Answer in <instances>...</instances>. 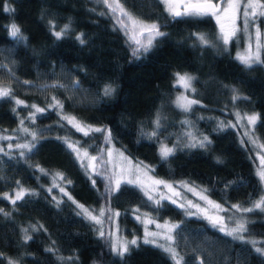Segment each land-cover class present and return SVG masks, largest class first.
I'll use <instances>...</instances> for the list:
<instances>
[{
    "label": "trees",
    "instance_id": "16d2710c",
    "mask_svg": "<svg viewBox=\"0 0 264 264\" xmlns=\"http://www.w3.org/2000/svg\"><path fill=\"white\" fill-rule=\"evenodd\" d=\"M120 2L166 35L156 36L147 51L133 53L103 0H0V87L12 93L0 98V264L8 258L18 264H62L66 258L69 264H177L163 248L142 240L117 255L73 202L96 206L104 200L119 211L127 236L142 229L133 209L176 221L173 245L183 264H264V255L247 238L186 215L166 199L157 203L135 183L121 182L116 190L108 178L88 173L63 140L77 137L98 150L107 131L85 135L59 112L110 130L114 146L146 162L155 175L200 185L223 204L251 206L262 190L227 111L236 105L256 112L255 132L264 142V64H242L233 45L217 36L213 16L173 17L162 0ZM13 24L25 39L11 35ZM65 25V35L57 39L54 33ZM258 25L264 32V17ZM81 34L84 43L77 39ZM201 34L208 44L199 40ZM176 72L194 77L198 103L190 111L173 101ZM107 86L114 89L111 95H104ZM36 108L44 111L32 113ZM8 134L29 135L31 151L9 147ZM192 134L199 138L190 143ZM162 145L172 154L162 156ZM58 173L68 194L51 185ZM14 188L27 190L15 204L7 198ZM245 235L264 238V220L249 221Z\"/></svg>",
    "mask_w": 264,
    "mask_h": 264
},
{
    "label": "rangeland",
    "instance_id": "374dc122",
    "mask_svg": "<svg viewBox=\"0 0 264 264\" xmlns=\"http://www.w3.org/2000/svg\"><path fill=\"white\" fill-rule=\"evenodd\" d=\"M164 3V0H162ZM186 0H176L177 10L179 7L183 6ZM220 3V1H216ZM263 2V1H262ZM109 3H112V0H109ZM167 9V4H165ZM221 8L226 6L225 3H220ZM168 11V10H167ZM259 11V10H258ZM169 12V11H168ZM109 15L113 18L116 24L125 32L127 42L130 45V48L133 53H137L148 45V40L156 37L154 33H150L144 27L140 25H136L133 27L131 23L127 20V17L121 16L119 11L112 12L108 8ZM215 18V17H214ZM260 16L256 17L254 24L251 22V17L249 18L250 23L247 28V31L237 32L235 37H230L229 42L226 44L230 46L233 45V50L235 56L238 58L241 55H244L248 49L249 45H251V51L253 53L257 50V35H256V27L258 25V19ZM121 19L125 24H128L127 28L121 27L117 20ZM143 21V20H141ZM145 25L155 24L154 22L143 21ZM216 33L217 36L224 42V33L220 30V25L217 23L216 19ZM237 23L243 29L242 20H238ZM261 36L259 37V44L261 45L259 54L261 60H264V32L259 27ZM163 32L162 30H160ZM139 41V44L136 42ZM225 44V43H224ZM177 73L183 75L187 72H176L174 74V85L176 86V90L173 94V101L177 105L176 101L178 97L185 96L190 100H194L193 91L191 89H186L184 86L178 82ZM193 77L192 74L187 73ZM193 87V84H192ZM194 88V87H193ZM59 109V106H55ZM37 109V108H36ZM34 109L32 113L37 110ZM227 112H231V118H229L228 123L237 131L240 142L250 153L252 160L255 166V172L260 179L259 171L264 168V163L261 161V157H264V148L260 147V145L264 144V142L258 137L255 132V124H249L246 116H250L256 114L254 111L242 110L238 108L236 105H231L230 110ZM60 118L64 119L66 122L70 123L76 130L78 128L75 126V122H69L65 117H73L67 115L63 112H59ZM239 114V116L237 115ZM257 115V114H256ZM32 118V115L29 116ZM76 122H79L81 126L85 128L88 133L93 132V129H96L97 126L88 125L82 123L80 120L75 118ZM257 121V120H256ZM88 126H91L90 128ZM83 133V131L78 130ZM12 134V133H11ZM11 134L5 135V140L9 145L16 148L17 150L22 149L17 147V145H29L30 140L29 135L24 137L22 135H14L13 138H9ZM189 132H187V135ZM199 137L195 134L189 136L188 141L190 143L196 142ZM63 140L66 144L71 148L75 157L80 162V164L88 171V173H94L100 176L102 179L108 178L111 182L112 186L115 187L116 182H128L134 181L136 185H138L146 194L151 197L155 202H160L163 199H166L174 204L180 206L186 215H192L197 217H205L213 226L217 227L221 230L223 228V232L229 233L232 229L236 228L239 223H246V227L249 221H253L255 219H263L264 220V207L255 208L254 205L261 201L264 198V181H261L262 190L255 198L253 204L251 206H239L238 204L226 205L221 203L220 201L212 198L202 186L191 183L185 179H175L170 180L160 176L155 175L150 169L149 165L140 160H136L131 158L126 153H124L121 149L114 146L112 141L108 138L106 134V143L101 146L98 150H92L88 145H82L81 139L73 136H63ZM255 141V142H253ZM166 146V145H162ZM161 146V147H162ZM160 147V150H161ZM168 147V146H167ZM170 148V147H168ZM95 157L93 160L92 158ZM156 181H163L164 183H156ZM63 181L58 176H53L51 180V185L53 184L56 187H59L60 193H67L68 191L62 185ZM171 185V188L168 187ZM21 188H14L12 192L8 193V199L12 200L15 198V193L18 192ZM63 189L64 191H61ZM107 191V190H106ZM4 194V193H3ZM7 194V192L5 193ZM4 197V196H3ZM78 211L83 214V210L78 207V205H83L84 208L88 209L93 215L98 216L100 219V223H96L91 220L96 227V230L103 231L105 235L109 238L111 246L113 244H121L124 242L131 241L135 239L136 241L145 239L155 241V245L163 247L164 250L172 247L177 253L173 240L166 239L167 236L172 235V230L177 223L169 218H157L146 211H141L139 209H133V214L137 221L141 224V233L140 234H132L131 236L125 235L123 232V228L120 225L117 214L118 210L112 209L108 206L107 201H102L99 205L96 206H88L82 204L80 202H75ZM216 205H220V208H217ZM233 205H238L239 208L233 207ZM244 209H252V211H244ZM104 211V215L100 216V211ZM222 218V219H221ZM34 227V226H31ZM154 233L155 235H150ZM233 237L247 238L253 246L256 248H264V238H253L246 237L245 232L243 233H234ZM166 251V250H165ZM115 252V251H114ZM173 259V255L166 251ZM116 253V252H115ZM59 259H62L61 256H58ZM179 256L177 257V259ZM9 261L14 262V264H18L14 259L8 258ZM62 264H69L70 259L66 258L65 261L62 259ZM174 261L177 260L174 259Z\"/></svg>",
    "mask_w": 264,
    "mask_h": 264
},
{
    "label": "snow or ice",
    "instance_id": "6c2138e0",
    "mask_svg": "<svg viewBox=\"0 0 264 264\" xmlns=\"http://www.w3.org/2000/svg\"><path fill=\"white\" fill-rule=\"evenodd\" d=\"M104 4L112 11L116 12L119 11L121 16L127 17V20L131 23L133 27L136 25H140L144 27L147 31L150 33H154L156 36H163L166 35L165 33L161 32L159 30V26L157 24H151V25H145L143 21H141L138 17H135L131 12H129L127 9L124 8L123 4L120 2V0H112V3H109V0H103ZM164 3L167 4V10L173 17H178L181 15L185 16H195V17H203V16H213L215 17L217 23L220 25V30L222 33H224V43L227 44L229 42L230 37H235L237 32L240 31H247V28L249 26L251 17V22L254 24L256 17H264V2L262 0H226V6L221 8L220 3H225V0H220V3H214L213 0H186L184 3V9L185 11L181 13L180 11H176V0H164ZM259 10V11H258ZM103 14V13H101ZM238 20H242L243 23V29L239 26L237 23ZM117 23L121 25V27L127 28L128 24H125L123 20L118 19ZM68 29V25L64 26V29L61 31L55 32V36L57 39H61L66 31ZM11 35L13 37H19L20 39H25L22 35L21 29L19 26L13 24L11 28ZM256 35H257V50L255 53L251 51V45H249L248 51L244 54L238 57V59L241 61L242 64H244L246 67L251 68L254 64H264V60H261L259 50L261 45L259 44V37L261 36L259 27H256ZM83 34L77 37L78 40H80L81 43H84L85 41L82 38ZM199 40L203 44H208V40L204 35H199ZM139 44V41H136ZM152 44V40H148V45L150 46ZM147 51V48L144 49ZM178 82L181 83L184 88L191 89L193 92L195 91V88L192 87V81L194 77L190 76L189 74L185 73L183 75L177 73ZM25 83H28L25 81ZM114 91L110 86L105 87L104 89V95H111V93ZM12 96V93L9 89L0 87V98H9ZM14 99V97H12ZM240 97L234 96L233 99H239ZM55 99V98H53ZM17 104H23V101L17 100ZM58 106L62 107L60 105V102H56ZM177 106L181 107L185 111L191 110V105L198 103L196 100H190L185 96H181L177 98ZM32 107H36L33 105ZM38 112H43L44 109L37 108ZM239 116V114H237ZM258 115L253 114L250 116H246V119L249 124L254 125L256 123V120L258 119ZM65 119H68L69 122H75V126L78 128V130L83 131L85 135L88 134V132L85 130L83 126L80 125L79 122L75 121V117H65ZM23 123V122H21ZM157 126H160L159 119L156 121ZM89 128L91 126H88ZM25 132H27V129H24ZM93 131L96 132H105L107 131V135L110 137L111 132L110 130L96 128L93 129ZM152 135H156L155 132L152 133ZM33 138L35 139V134L33 133ZM205 141H207V137L204 138V140L200 141V146L203 147L205 145ZM210 143V141H208ZM255 142V141H253ZM9 147H12L9 145ZM17 147L20 148H28L29 151H31V147L29 145H17ZM260 147L264 148V144L260 145ZM0 151H3V149H0ZM173 152V149L168 148L167 146L161 147V154L164 157H167L171 155ZM24 153L21 152V155ZM93 160L95 157L92 158ZM262 163H264V157H261ZM43 171V170H41ZM259 176L262 181H264V168H262L259 171ZM60 176L61 179H63V176L61 174H57ZM70 183V181H69ZM128 183H134V181H128ZM156 183H164L163 181H156ZM116 190H119L120 187V181L116 182ZM169 188H171V185H168ZM61 191H64L61 189ZM27 190L21 188L18 192L15 193V198L12 199V203L15 204L17 200H22L24 196L26 195ZM151 198V197H150ZM69 199H72L71 196H69ZM75 203V201H73ZM175 203V201H173ZM158 203V202H157ZM83 210V214H85L88 218L95 221L96 223H100V219L98 216L93 215L91 212H89L88 209L84 208L83 205H78ZM217 208H220V205H216ZM235 208H239L238 205H233ZM255 208H262L264 207V198L261 199V201L257 202L254 205ZM244 211H252V209H244ZM0 212H3L2 209H0ZM100 216L104 215V211L101 210L99 213ZM118 215V214H117ZM222 219V218H221ZM175 227V226H174ZM224 229L221 228V231ZM27 231V230H25ZM247 231L246 223H239L236 228L232 229L231 232H229V235H232L234 233H243ZM99 235L103 237L105 233L101 230L99 231ZM150 235H155L154 233ZM240 239H243L242 236L238 237ZM25 239H31L30 236H26ZM166 239L173 240V237L171 235L167 236ZM137 241L135 239L121 243L119 245L113 244L112 250L117 253V255L123 257L125 253L129 252V244L135 245ZM145 243H155L153 240L145 239ZM161 247H163L161 245ZM169 253L173 255V259L177 260V264H183V258L179 256L178 253L175 252V250L172 247H169L165 249ZM51 251V249H49ZM255 251L257 253H260L261 255H264V248H256ZM9 264H14V262L9 261ZM202 264V262H201Z\"/></svg>",
    "mask_w": 264,
    "mask_h": 264
},
{
    "label": "water",
    "instance_id": "95a60500",
    "mask_svg": "<svg viewBox=\"0 0 264 264\" xmlns=\"http://www.w3.org/2000/svg\"><path fill=\"white\" fill-rule=\"evenodd\" d=\"M213 2L216 3L214 0H213ZM177 11H180L181 13H183L185 11L184 4Z\"/></svg>",
    "mask_w": 264,
    "mask_h": 264
}]
</instances>
